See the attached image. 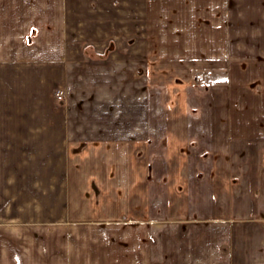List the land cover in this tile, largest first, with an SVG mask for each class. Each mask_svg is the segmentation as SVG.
Returning a JSON list of instances; mask_svg holds the SVG:
<instances>
[{
  "label": "crops",
  "instance_id": "0c3cea01",
  "mask_svg": "<svg viewBox=\"0 0 264 264\" xmlns=\"http://www.w3.org/2000/svg\"><path fill=\"white\" fill-rule=\"evenodd\" d=\"M221 1L219 7V0H0L2 138L17 124L16 138L24 141L26 124L43 122V93L56 84L74 93V77L98 76V87L113 102L128 93L130 114L110 105L112 115L98 117L99 128L81 153L94 148L99 160L98 170L83 166L82 172L93 173L84 185L101 190L103 198L129 202L130 216L142 229L158 220L139 235H157L158 242L130 244L132 253L140 252L139 258L132 254L135 264H241L235 256L249 253L259 258L250 264H264V223L257 224L255 237L242 222L264 220V74L258 70L264 55L235 60L218 50V28L225 25L223 38L230 42L231 16L227 0ZM203 13L214 36L205 41V52L199 49ZM249 70L258 76L245 83ZM236 73L244 78L241 86ZM155 75L182 80L155 86ZM195 76L200 83L194 86ZM121 77H128L127 87ZM154 87L162 94L158 115ZM193 108L199 114L187 115ZM35 133L32 139L41 141V132ZM92 139L102 141L95 145ZM191 147L206 160L189 161ZM157 148L161 163L153 162ZM150 172L162 176L150 182ZM196 172L205 173L200 184L186 175ZM193 218L232 221L225 226V258L219 259L216 245L185 239L184 224ZM195 226L216 229L213 223Z\"/></svg>",
  "mask_w": 264,
  "mask_h": 264
},
{
  "label": "rangeland",
  "instance_id": "374dc122",
  "mask_svg": "<svg viewBox=\"0 0 264 264\" xmlns=\"http://www.w3.org/2000/svg\"><path fill=\"white\" fill-rule=\"evenodd\" d=\"M221 2L219 0V7ZM227 3L228 14L231 16L228 18L227 33L230 42L225 44L223 38L227 31L225 25L222 30L218 28V50H227L235 60H252L264 55V0H227ZM223 8L225 9V3ZM205 16L203 13V35L199 45L202 52L210 48V44L205 41L214 39L213 29L211 32L208 28L209 18ZM255 69V74L258 70L261 76L264 74L263 67H255L253 70ZM236 75L235 84L241 86L244 78L241 73ZM256 76L258 75L249 70L248 78L244 79L245 83L255 82ZM84 78L83 81L81 76L74 77V86L77 89L74 93L69 92L66 86L57 84L50 91L43 93L40 109L43 122L39 127L26 124L27 138L24 141L16 138L17 132L13 127L17 129V124H11L9 138H2L5 134H0V264H135L134 261L137 256L140 257V252L132 253L130 244H154L153 242L159 240L157 235L148 239L139 238L148 228L144 222L141 225L146 229H142L139 221L137 224L136 220L131 218L129 202H118L117 198H103L101 190L83 184L85 176L93 174L82 172L83 166L90 165L94 170L99 168V160L95 154L97 151L94 148L89 150L88 155L84 152L85 149L81 153L82 143L92 136L94 129L96 132L99 128L98 117L112 115L114 108L109 109L110 105H121L120 112L123 116L130 114L128 93H119L113 102L114 99L109 98L98 87V76ZM142 78L138 77L139 84ZM121 79L125 84L122 87H127L128 77ZM175 80L182 79L153 76L155 86L175 83ZM199 83L198 76H195L193 85ZM159 89L154 87L155 115L162 112V109L157 107V100H160L162 95ZM141 95L139 91V105L143 101ZM115 112H118L117 108ZM29 114L26 109V118ZM186 114L199 113L193 108ZM103 124L101 123V126ZM36 131L42 135L39 142L32 139L34 134H37ZM50 131L53 133L51 136ZM99 141L102 140L92 139L89 142H95L97 145ZM159 148L155 151L154 163H161ZM187 158L191 162L206 160L203 153H195L194 147H191ZM98 174L104 176L106 172ZM191 174L199 184L206 179L203 172L186 173L190 179ZM150 175L149 181L154 182L155 179L161 178L162 172H150ZM203 206L205 205L200 207ZM157 221L149 220V226H156ZM227 222L232 223L231 220L224 219L187 220L183 228L184 237L186 240L198 238L196 244L218 246L219 259L225 258ZM242 222H245L248 229L253 230L256 237L257 224H263L264 220L245 219ZM198 223H213L216 229L194 227ZM137 228H140L141 233L137 232ZM201 231L204 232L202 235ZM254 236L250 237L249 241L253 245ZM165 241L171 242L167 239ZM132 254L138 255L135 257ZM145 254L147 255L143 251L144 261L147 258ZM240 255L237 258L235 256V262L237 259L241 264H250L252 260H259L255 254Z\"/></svg>",
  "mask_w": 264,
  "mask_h": 264
},
{
  "label": "built area",
  "instance_id": "2783aa9c",
  "mask_svg": "<svg viewBox=\"0 0 264 264\" xmlns=\"http://www.w3.org/2000/svg\"><path fill=\"white\" fill-rule=\"evenodd\" d=\"M60 98H62V97H60Z\"/></svg>",
  "mask_w": 264,
  "mask_h": 264
}]
</instances>
